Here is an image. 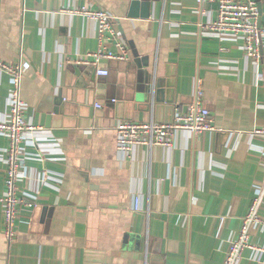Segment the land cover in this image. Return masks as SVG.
<instances>
[{
    "label": "crops",
    "instance_id": "0c3cea01",
    "mask_svg": "<svg viewBox=\"0 0 264 264\" xmlns=\"http://www.w3.org/2000/svg\"><path fill=\"white\" fill-rule=\"evenodd\" d=\"M257 1L264 25V0ZM131 2L0 0V59L28 62L25 116L50 130L60 148L24 144L27 175L45 181L22 178L21 190L39 199L21 207L13 241L0 202V264H223L264 186V135L254 133L264 126V38L256 70L242 37L203 33L216 2L153 0L148 17L130 15ZM82 6L114 14L128 47L126 59L102 60L106 75L69 62L99 46L95 24L70 11ZM140 67L148 70V90L138 88ZM198 78L216 129L180 130L168 150L141 144L132 156L118 153V122L172 121L193 100ZM10 88V74L0 70V115ZM7 144L0 134V195ZM251 241L264 245V227L251 229ZM240 264L264 259L247 249Z\"/></svg>",
    "mask_w": 264,
    "mask_h": 264
},
{
    "label": "built area",
    "instance_id": "2783aa9c",
    "mask_svg": "<svg viewBox=\"0 0 264 264\" xmlns=\"http://www.w3.org/2000/svg\"><path fill=\"white\" fill-rule=\"evenodd\" d=\"M203 2L204 0H198ZM217 3V16L204 24L205 35H219L222 39H232L236 35L243 38V50L247 58H251L256 70L262 62V44L264 38V25L259 20V5L257 0H212ZM79 13L95 24L99 41L96 50L88 51L83 56L69 62L91 65L100 75L108 74L107 68L101 67L102 60L126 59L128 47L120 30L116 27V16L106 9H93L82 6L70 10ZM115 41V49L108 47V42ZM112 45V44H111ZM28 62L20 60L10 63L0 59V70L10 74L11 88L8 94V108L0 115V134L8 139L4 149L5 162V189L0 195L3 206L4 234L8 241L16 238V222L21 207L32 208L36 206L39 197L31 192L21 190L22 178L28 176L32 180H42L39 174L32 171L27 175V158L29 153L25 145L39 147L42 152L48 151V146L43 142L50 141L54 148L60 149L57 138L44 125L35 124L25 116L27 102L23 99L22 78L28 67ZM225 67V65H221ZM204 89L202 80L198 78L195 84L193 100L185 110L177 109L170 122L156 120L120 121L116 125V148L124 157L132 156L137 145H146L150 148L161 146L170 149L175 144L176 132L183 130L192 134H200L216 129L214 119L208 107L202 101ZM100 107L101 104L96 103ZM254 133L264 135V126L258 127ZM264 186L257 187L256 194L242 217L238 232L230 238L229 246L223 264H240L243 254L247 249L252 251L255 260L264 259V245L251 241V229L254 226L264 227V219L259 215L263 203ZM135 208L140 209V198L135 197ZM145 264H150L146 261Z\"/></svg>",
    "mask_w": 264,
    "mask_h": 264
},
{
    "label": "water",
    "instance_id": "95a60500",
    "mask_svg": "<svg viewBox=\"0 0 264 264\" xmlns=\"http://www.w3.org/2000/svg\"><path fill=\"white\" fill-rule=\"evenodd\" d=\"M153 0H132L131 8H130V15H138L140 14L142 17H148L150 11V5ZM140 10V11H139ZM260 12V10H259ZM130 58L133 57L132 51H129ZM138 79L139 84L138 88L141 90L149 88V73L146 68L140 67L138 70ZM59 105V104H58Z\"/></svg>",
    "mask_w": 264,
    "mask_h": 264
}]
</instances>
